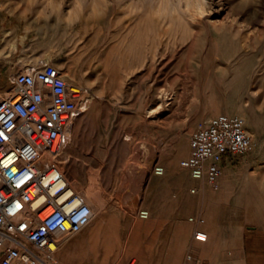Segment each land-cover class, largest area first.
Returning a JSON list of instances; mask_svg holds the SVG:
<instances>
[{"label":"rangeland","instance_id":"obj_1","mask_svg":"<svg viewBox=\"0 0 264 264\" xmlns=\"http://www.w3.org/2000/svg\"><path fill=\"white\" fill-rule=\"evenodd\" d=\"M45 62L90 100L145 114L127 119L144 161L90 175L123 187L78 188L95 217L63 240L56 264H185L192 250L204 264H264V0H0V95L13 90L14 72ZM221 113L243 116L257 145L223 164L215 189L181 160L192 132ZM193 215L206 218L205 242Z\"/></svg>","mask_w":264,"mask_h":264},{"label":"built area","instance_id":"obj_2","mask_svg":"<svg viewBox=\"0 0 264 264\" xmlns=\"http://www.w3.org/2000/svg\"><path fill=\"white\" fill-rule=\"evenodd\" d=\"M11 82L13 90L0 95V264H56L63 240L95 217L60 160L76 118L87 109L88 89L71 83L52 62L27 64L12 74ZM256 145L243 116L217 114L192 132L190 154L181 165L194 179L218 189L223 164ZM154 172L164 174L166 167L157 163ZM150 214L147 208L140 210L143 218ZM190 220L199 225L194 238L207 241L206 218L193 215ZM185 264L204 261L192 250Z\"/></svg>","mask_w":264,"mask_h":264},{"label":"crops","instance_id":"obj_3","mask_svg":"<svg viewBox=\"0 0 264 264\" xmlns=\"http://www.w3.org/2000/svg\"><path fill=\"white\" fill-rule=\"evenodd\" d=\"M132 117L136 122L145 118V114L134 109L129 110L126 102L110 99H92L87 109L75 120L71 141L60 160L66 173L76 188H87L94 181L91 173L125 172L130 162L144 161L137 150L138 137L136 130L130 128L127 119ZM161 126L168 124V116L160 112L156 116ZM118 140L119 144H114ZM119 148L118 154H113L114 148ZM190 147H188L189 152ZM111 156H114L111 159ZM94 183L96 187H123V180H107ZM75 183V184H74ZM77 183V184H76ZM167 200V194H165Z\"/></svg>","mask_w":264,"mask_h":264},{"label":"bare ground","instance_id":"obj_4","mask_svg":"<svg viewBox=\"0 0 264 264\" xmlns=\"http://www.w3.org/2000/svg\"><path fill=\"white\" fill-rule=\"evenodd\" d=\"M7 54H10V51L7 53ZM66 76L68 77V79H69V81L71 82V83H74V82H76V81H74V78L73 77H71L70 75H69V73H66ZM75 184V183H74ZM77 184V183H76ZM88 195V194H87ZM99 205H100V208L101 209H103L104 207H105V203H102V201H100L99 200ZM213 253V252H212ZM234 261V260H233ZM237 260H235L234 262H236Z\"/></svg>","mask_w":264,"mask_h":264},{"label":"snow or ice","instance_id":"obj_5","mask_svg":"<svg viewBox=\"0 0 264 264\" xmlns=\"http://www.w3.org/2000/svg\"><path fill=\"white\" fill-rule=\"evenodd\" d=\"M201 238H203V237H201Z\"/></svg>","mask_w":264,"mask_h":264}]
</instances>
